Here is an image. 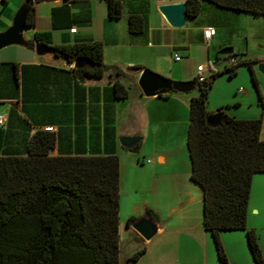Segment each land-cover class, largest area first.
Instances as JSON below:
<instances>
[{
    "label": "crops",
    "instance_id": "1",
    "mask_svg": "<svg viewBox=\"0 0 264 264\" xmlns=\"http://www.w3.org/2000/svg\"><path fill=\"white\" fill-rule=\"evenodd\" d=\"M120 1L121 14L117 19L107 17L104 0L66 3L52 0L32 5V25L22 29L27 42L35 37L49 46L97 40L102 45V62L107 68L99 78L78 79L70 71L73 63L68 64L51 53L36 55L28 45L0 49V115L5 118L4 126L0 127V155H24L30 135L47 126L52 127L55 136L50 156L113 154L119 173L118 241L121 233L125 245L133 242L124 254V263L220 264L212 238L202 227L201 190L189 179L185 142L188 99L197 92L188 90L183 80L186 65L171 61H175L172 56L176 52H181L182 57L191 53L192 40L202 41L201 30L206 26L214 28V35L206 43L207 61L212 56L214 63L221 61L223 55L218 52L228 46L232 52L241 54L247 43L242 44L238 25L246 13L204 2L197 16L185 17L181 27L172 28L157 6L185 0ZM23 2L0 0V31L10 25L15 10ZM203 12V17H198ZM135 13L144 14L146 26L141 33L130 35L127 16ZM70 28L74 31H69ZM236 38L238 48L233 44ZM252 61L257 82L254 67L264 61V56ZM126 65H139L140 70L148 68L181 81L186 89L168 92L165 97H145L136 85L140 70L127 71ZM113 81L126 90L125 98H112ZM262 96L260 117L264 121L263 93ZM220 110L235 118L256 117ZM262 130L261 123L258 136L264 140ZM121 136L139 137L135 152L118 143ZM146 208L153 218L144 213ZM141 215L157 226V232L148 240L126 225L128 217L135 219ZM245 226L254 232L264 260V173L251 176ZM219 240L227 264H254L244 231H220ZM142 247V254L134 262L129 261L130 255Z\"/></svg>",
    "mask_w": 264,
    "mask_h": 264
},
{
    "label": "trees",
    "instance_id": "2",
    "mask_svg": "<svg viewBox=\"0 0 264 264\" xmlns=\"http://www.w3.org/2000/svg\"><path fill=\"white\" fill-rule=\"evenodd\" d=\"M26 1V0H24ZM31 2L25 26L32 25ZM106 14L117 19L120 0H104ZM187 18H194L206 2L218 8L264 16V0H185ZM142 13L127 16L130 35L145 29ZM28 41L32 48L34 41ZM50 53L72 64L70 71L78 79L99 78L106 70L99 41L53 44ZM228 57L229 66L212 71L202 81L195 78L197 94L188 99L186 149L190 164L189 179L202 193V227L213 241L220 264L227 259L219 240L220 231L242 230L254 264H264L251 229L245 226L247 198L251 176L264 173V140L259 139L261 117L241 119L223 114L220 124L210 126L205 117L206 100L216 76L235 74L245 65L258 103L252 60ZM230 60H234L233 64ZM125 70H140L139 65H126ZM113 99L127 96L122 85L111 84ZM165 97L166 94H158ZM221 108L216 109L219 111ZM4 126V124H3ZM3 126L0 125L2 128ZM55 143L53 131L36 130L28 138L24 155H0V264H119L118 263V160L113 154L55 155L49 150ZM138 144L128 148L135 152ZM144 213L154 217L149 209ZM126 219V225L133 221ZM144 248L128 258L134 262Z\"/></svg>",
    "mask_w": 264,
    "mask_h": 264
},
{
    "label": "rangeland",
    "instance_id": "3",
    "mask_svg": "<svg viewBox=\"0 0 264 264\" xmlns=\"http://www.w3.org/2000/svg\"><path fill=\"white\" fill-rule=\"evenodd\" d=\"M204 12L201 13L198 17H203ZM244 15V14H241ZM246 18L241 20L238 28L239 32H242L241 39L242 44H246V48L242 46V53L236 55L234 58L236 60H255L264 56V16H257L251 14H245ZM256 17V18H253ZM245 32V33H244ZM244 34V35H243ZM234 48L239 47L238 39L234 41ZM13 46V45H9ZM206 46L207 44L200 39L192 40V52L189 54H184L182 57L181 52H176L180 62H174L177 65L185 64L187 69V75L183 78L188 90L193 89V93H196V84L195 78L197 76L195 68L197 64L203 66V71L201 74L204 77H208L212 71H221L225 66H229L228 57H223V59L217 63H214L215 59L213 56L209 61L206 59ZM8 47V46H6ZM231 47V46H229ZM5 48V47H3ZM232 48V47H231ZM2 49V48H1ZM181 56V57H180ZM178 59V60H179ZM255 69V67H254ZM256 71V70H255ZM257 88L260 96L263 99L262 93L264 94V75L259 74L257 71ZM167 78V77H166ZM169 79V78H168ZM259 79V81H258ZM172 80V79H170ZM175 81V80H174ZM238 89L241 91L239 92ZM262 92V93H261ZM263 101V100H262ZM206 108L211 112H215L216 109L221 108L222 110H227L229 112H235L237 116H250L251 114L259 117L263 112V102L262 106L258 103L256 92L250 82L249 73L245 65H239L235 69V74L231 77L227 76L226 72H223L215 77L211 91L208 94L206 100ZM263 118V117H261ZM263 126L262 135H264V121L261 119ZM125 245L123 241L122 234L120 233V238L118 241L119 250H118V263H124V254L127 252L128 245Z\"/></svg>",
    "mask_w": 264,
    "mask_h": 264
},
{
    "label": "water",
    "instance_id": "4",
    "mask_svg": "<svg viewBox=\"0 0 264 264\" xmlns=\"http://www.w3.org/2000/svg\"><path fill=\"white\" fill-rule=\"evenodd\" d=\"M61 3L69 1H84V0H59ZM31 2L24 1L14 12L10 25L3 31H0V49L9 45L27 46V41L22 36V29L25 27V18L30 10ZM186 2L164 3L157 6V11L162 15L165 22L172 28H179L185 21ZM33 50L36 55L50 53L51 47L44 42L35 41ZM232 52L231 47H225L219 50V55H226ZM78 63H86L84 60L75 59L73 66ZM69 64V63H68ZM255 70L264 75V61L255 64ZM136 85L140 93L145 97L157 96L158 94H166L171 91H183L186 89L185 83L181 81L170 80L148 68H142L137 76ZM223 117L221 110L212 112L205 117L206 124L216 126L220 124ZM137 136H121L118 138V143L129 148L137 143ZM129 227L136 232L142 239H150L156 232L157 226L155 222L144 215L135 218Z\"/></svg>",
    "mask_w": 264,
    "mask_h": 264
},
{
    "label": "built area",
    "instance_id": "5",
    "mask_svg": "<svg viewBox=\"0 0 264 264\" xmlns=\"http://www.w3.org/2000/svg\"><path fill=\"white\" fill-rule=\"evenodd\" d=\"M69 31L73 32L74 29L73 28H70ZM214 35V28L211 27V26H206L204 27L202 30H201V36H202V40L207 43L211 38L212 36ZM173 60H178L179 57L177 56V54H173ZM235 61L234 60H230V63L233 64ZM203 66L202 65H198L196 66V72H197V76H196V80L197 81H202L204 79V76L201 74V72L203 71ZM238 91L240 92L241 90L238 89ZM4 115H0V125L3 126L4 124ZM44 130H47V131H51L52 130V127L51 126H47V127H44Z\"/></svg>",
    "mask_w": 264,
    "mask_h": 264
}]
</instances>
